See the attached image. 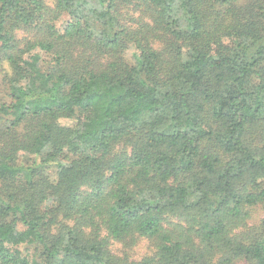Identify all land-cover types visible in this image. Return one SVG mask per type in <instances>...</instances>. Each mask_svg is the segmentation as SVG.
Instances as JSON below:
<instances>
[{"label":"trees","instance_id":"obj_1","mask_svg":"<svg viewBox=\"0 0 264 264\" xmlns=\"http://www.w3.org/2000/svg\"><path fill=\"white\" fill-rule=\"evenodd\" d=\"M0 75V264H264V0H0Z\"/></svg>","mask_w":264,"mask_h":264},{"label":"rangeland","instance_id":"obj_2","mask_svg":"<svg viewBox=\"0 0 264 264\" xmlns=\"http://www.w3.org/2000/svg\"><path fill=\"white\" fill-rule=\"evenodd\" d=\"M68 15L64 14L62 16V18H60L57 22V26L59 28H63V25L65 23V21L67 20ZM137 52V48L134 44L130 43L126 49V54L125 57L126 59L133 63L135 58V54ZM3 93V83H2V75H0V93ZM64 123L66 124H72V120L70 119H63L62 120ZM28 158L25 157L22 159V161H26ZM254 217L256 220L261 219L264 217V207L260 206L258 207L255 212H254ZM114 250H116L118 253H121V248H122V244L121 243H115L113 246ZM151 252V247L149 246V244L147 243V241L145 239H141L137 245H135L133 247V249L131 250V254L133 258L136 259H140L142 257H144L145 255H148Z\"/></svg>","mask_w":264,"mask_h":264}]
</instances>
